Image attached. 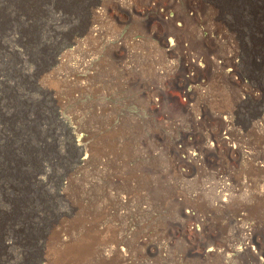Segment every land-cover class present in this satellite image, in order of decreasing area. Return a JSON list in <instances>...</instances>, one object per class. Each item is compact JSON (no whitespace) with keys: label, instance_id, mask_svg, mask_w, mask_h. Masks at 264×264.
I'll use <instances>...</instances> for the list:
<instances>
[{"label":"rangeland","instance_id":"1","mask_svg":"<svg viewBox=\"0 0 264 264\" xmlns=\"http://www.w3.org/2000/svg\"><path fill=\"white\" fill-rule=\"evenodd\" d=\"M187 1H180L178 9L188 11L197 3L198 6L195 5L200 8L197 12L202 13L200 16L220 33L219 42L217 39H194L191 45L193 53L205 54L208 51L207 54L212 53L211 57L218 58V61L234 59L237 78L241 76L243 79L237 84L225 77L223 70L218 69L217 72L212 68L216 71L209 70L210 74L207 73L203 79L206 86L209 85L207 89L211 90L210 93L205 88L196 91L193 103L189 102L192 106L188 103L185 110L181 107L185 105L180 92L183 88L191 92L194 89L182 82L181 60L168 59L157 37L151 33L156 20L144 11L147 0H0V264H72L73 261L75 264H102L97 245L94 244L92 252L88 253H93L90 257L88 254L82 256L84 260L74 250L92 239V234L93 239L98 235L99 239L110 242L123 238L118 231L120 221L109 210L114 203L111 188L130 190L137 199H146L148 210L143 215V225L150 231L166 220L181 217L177 220L180 222L184 218L185 209L183 214L177 211V205L172 200V192L177 187L194 193L203 183H208V186L215 184L217 172L226 167L238 181L250 177L257 183L264 178V172H257L258 168L252 163L241 161L235 164L227 158L222 160L224 162L211 158L199 165H181L180 173L172 167L171 161L177 156L176 148L172 144L167 152L166 146L173 139L180 138L186 129L191 130L193 114L199 111L200 105L206 104L210 113L218 112L219 107L220 111L233 107L231 111H234L240 127L245 126L259 111L264 112V0H193V4ZM195 23L194 19L190 22L192 32L196 31ZM89 26L101 30V36L96 38L85 33ZM159 27L166 31L172 25L160 22L157 27L160 30ZM78 40L82 45L69 54V62H56L66 49L75 48L73 42ZM118 40L123 42L125 49L116 46L120 42ZM82 58L85 62L88 60L87 67L92 69H86L88 85L78 88L82 80L74 76L73 64L77 65L76 62ZM168 60L175 62L174 67L168 69L169 74L155 75V68L167 65L164 62ZM148 86L157 87L165 95H162V104L152 111L148 108ZM245 87L247 90L251 88L253 95L238 100L244 95ZM202 91L203 94L205 91L208 93L206 97L201 94ZM72 94L76 95L75 99ZM199 97L207 98L206 103L198 104L201 102ZM60 112L65 116L83 112L82 124L85 129H90L89 141L94 144L96 153L98 149L109 147L108 153L112 157L104 168L97 154L88 166L79 168L78 158L81 156L58 119ZM210 121H204L205 127L209 128L214 123ZM182 122L187 124L186 129ZM160 123L166 127L164 137L154 130V125ZM161 138H165L164 142ZM247 139L248 151H255L256 147L264 148L258 144L260 140L257 138L250 136ZM147 145L155 149L154 157L145 153L149 149ZM178 155L181 159L186 153ZM116 177L121 180L120 183ZM248 195L253 197H246ZM195 196L185 201L203 213L208 209V196ZM246 196L242 201L249 202L254 215L262 208L264 211V199L254 198L253 192ZM96 222L105 225L101 233L91 232V226ZM127 222L123 219L121 225L125 226ZM217 231L214 229L208 234L210 240L220 239ZM59 236H67L69 240L63 243ZM8 238L10 245H5ZM182 241L185 240L171 244L167 258L146 254L144 263L174 264L182 246H186L187 242ZM70 245L74 246H71L73 250ZM63 248L65 250H61ZM137 251L145 253L143 247ZM61 252L63 256H60ZM71 252L78 258L74 254L72 257ZM192 257H188L189 264H216L214 260Z\"/></svg>","mask_w":264,"mask_h":264},{"label":"bare ground","instance_id":"2","mask_svg":"<svg viewBox=\"0 0 264 264\" xmlns=\"http://www.w3.org/2000/svg\"><path fill=\"white\" fill-rule=\"evenodd\" d=\"M180 1L182 2V0H147L146 6L144 7V9H145L144 11H146V14L151 16V18L154 19V21L156 20L157 23L155 22L153 24L151 33L157 37L158 42H160V44H161L164 52L166 53L168 59L175 58V61L181 60L182 67H183V70H182L183 73L181 74L182 82H184L185 84H190V86L194 89V91L191 92V90H187V89L183 88L182 92H180V94L184 98V105L185 106H181V105H183V103L180 105L183 109V107L184 108L187 107V105L190 101H191V103H193L192 102L194 100L193 96H194L196 91L197 92L201 91L204 88L206 90H208L207 88L209 85L206 86V80H203V79L206 78V74L208 73L209 70H212L211 72H213V71H216L214 69H217V72H218V69L219 70L221 69L224 71V72L223 71L222 72L225 73V77H227L228 79H230L231 81H233L237 84L241 83L240 81L243 79V77L240 76L239 77L240 79L237 78V64H236L234 59H231V58L225 59L224 58L223 60L218 61L217 60L218 58L216 59V58L211 57L212 53L210 55H208L207 54L208 51H207V53L205 52V54L193 53L191 45H192L194 39H196V40H209V41L217 39V41H218V38L220 39V37L218 36L219 30L212 27L213 25L210 24V22L208 23L207 22L208 20L206 21L204 17L200 16L201 12L200 13L197 12V9H200V8L197 7L198 6L197 3H195L197 6L195 4H193V0H189L192 2L193 7L190 9L188 6V8L190 9L188 11H186V9H184L185 11L179 10L180 8L178 9V6L180 5L179 4ZM192 4H191V6H192ZM188 5H190V4H188ZM194 7H196V8H194ZM208 8H210V7H208ZM189 12H191V13H189ZM262 15H263V13H262ZM193 19L196 20V22H197L195 24H197V26L198 25L199 26L197 27L195 25L196 31L193 30V32H192V29L190 27V22L193 21ZM160 22L162 23V25L165 23L169 24V26L172 25L171 28H173V29L171 30V28H169V27H167V28H169L170 30L168 29L166 31L164 30L165 28L163 30L160 27H159L160 30L157 29L158 23H160ZM154 27H156V28H154ZM87 32L89 35H91V36L94 35L96 38H97V36L100 37L102 34L101 30H99L98 28H95L94 26L90 27L88 29V31H86L85 33H87ZM103 34H105V33H103ZM89 35H87V36H89ZM118 41H120V40H118ZM74 42H73V44H75L74 45L75 48L73 47V49H68V50L66 49L64 51V53L61 54V56L56 59V62H60V63H63L64 61L69 62V58H70L69 54L74 52L75 49L78 50L79 47H81V45H82L79 40L77 42L76 41H74ZM122 43L123 42H121V41L117 42L116 46L120 49H125L122 47ZM232 47H234V46H232ZM157 50H158V48H157ZM203 50H205V49H203ZM233 50H235V49H233ZM164 52H163V54H164ZM163 57L164 56L162 55V58ZM87 61L85 62V58H82L78 62H76L77 65L73 64V67L76 71L74 73L75 74L74 76L79 81L82 80V81H80L81 87H78V88H82V87L84 88L85 84H86V86L88 85L87 84L88 83L87 77L85 78V74L88 73V70H86V69L89 68V67H87V65H89V64H86ZM164 63H167V65H163L161 67L157 66L155 68V73H156L155 75L165 76L166 74H169V73H167L168 69L174 67L173 65L175 62H173V60H168L167 62H164ZM110 64H111V62H110ZM212 68H214V69H212ZM126 69L129 70L128 68H126ZM130 69H132V68H130ZM133 72H135V71H133ZM176 73H177V71H176ZM90 74H92V73H90ZM208 74H210V73H208ZM164 84L166 85V83H164ZM211 84H213V83H211ZM243 85H244V83H243ZM160 89H162L161 86H160ZM147 90L149 93V94H147L148 95V101H149V107L148 108H150L152 111L154 109H157L162 104V95L163 94H162V91L159 90L157 87L148 86ZM166 90H168V89H166ZM235 90H237V89H235ZM210 91H209V93H210ZM71 93H68V94L71 95ZM253 93H254V91L251 88L247 90L245 87L244 95L239 96L238 100H243L246 95L250 96V95H253ZM201 94L206 97L207 96L206 94H208V93L205 91V94H203V91H202ZM65 95H67V94H65ZM75 96H76L75 94L74 95L72 94L71 97L74 98ZM163 96H165V95H163ZM78 97H79V95H78ZM212 97H213V95H212ZM65 98H64V100H65ZM206 99L200 98L201 102H199L198 104H205ZM195 101H197V100H195ZM191 103H189V104H191ZM137 105H139V104H137ZM177 106L179 107V105H177ZM190 106H192V104ZM211 106H213V104ZM195 107L197 108V106H195ZM200 107L201 108L199 109V111L197 110L198 112L197 111L194 112L193 117H192V121H191V118L189 119V121H191L193 123V125L191 123V126H192V128H190L191 130H187L185 127L187 124L185 125V123L182 122V124L184 123V127L186 130L184 132L182 131L183 134L181 135V137L175 138L169 143L167 142L168 143L166 146L167 152L169 151V148H171L172 144H173V147L176 148V152H175V154L177 153V156L175 157L176 159L174 157H173V159L171 158L173 169L177 170L180 173L181 172L180 171L181 165L182 166L183 165H186V166L199 165L200 163H203L207 159H208V161H210L211 158L212 159H218L221 162H224L222 160L227 158L226 160L235 161V164L237 162H241V161L252 163L253 165H255L258 168L257 172L260 170L262 172H264V148L261 147V149L260 148L257 149V147H256L253 149L255 151L251 150L252 152L248 151L246 149L248 147V146H246V144H249V141L247 138H250V136L255 137V139L257 138L258 141L260 140L258 144L260 146H264V112L259 111L256 115H254L255 116L254 118H252V119H250V121H248V123L245 126L241 125L242 127H240L238 125V121L236 120L237 117L235 118L234 111H231V109H233V107L232 108L230 107L231 108L230 110L229 109L228 110H222L221 109V111H220V107H219V109H217V111L218 110L219 111L216 113L208 112L206 110V104L200 105ZM210 107L208 106V108H210ZM174 108H175V106H174ZM196 108H195V110H196ZM211 108H213V107H211ZM260 108H262V107H260ZM150 109H149V112H150ZM185 110H186V108H185ZM193 110H194V108L192 109V111ZM211 110H213V109H211ZM82 113L83 112H79L78 114L72 113V114H69V116H65L64 113L60 112V113H58V119L62 123V126H64L68 136H70V139L72 140L73 145L77 149L78 154L81 156V157L79 156L80 158H78L79 168L83 169L86 166H88L90 164V162L92 161V159H94V155H96V154H97L96 155L97 159L99 158L98 160H99L101 167L104 168L106 166L108 160H110V157H112V155H109V153H108L109 147L107 146V149H104L105 147L101 150L98 149L99 151L97 150L98 153H96L94 146H93L94 144H92V142L89 141L90 129L86 128L87 130H89V131H87L82 124V121H83V116H82L83 114ZM173 114H172V116H173ZM246 115H247V113H246ZM206 119H210L211 120L210 122H212V123L214 122L213 124H211V126L209 128L205 127L206 122H204V121ZM129 121H131V120H129ZM169 122H170V119H169ZM171 124H174V123H171ZM172 126H171V128H172ZM168 128H170V127H168ZM165 129H166L165 125H163L161 123L154 125V130L156 133H158L157 135L163 136L164 134H166ZM171 131H173V130H170V132ZM167 135H168V133H167ZM165 137H167V136H165ZM164 140H165V138H161L162 142H164ZM257 140H255V141H257ZM115 141H116V139H115ZM66 143H67V141H66ZM164 145H166V144H164ZM185 146H187L188 149ZM254 146H256V145H254ZM147 147H149V146L147 145ZM152 147L150 146L149 149H147V151L143 150L150 157L155 156V153H154L155 149ZM109 151H111V150H109ZM166 151L165 152L162 151V152L167 154ZM112 152H114V151H112ZM181 152L186 153V155L180 159L179 157L181 155L179 156L178 154H180ZM173 156H175V155H173ZM156 157H159V156H156ZM171 159H169V160H171ZM256 167H255V169H256ZM98 168H100V166H98ZM173 171H172V173H173ZM230 173H231L230 171L229 172L227 171V167L223 168L222 170H220L216 174L217 182L215 184H217V185H215L213 182H212L213 183L212 185L210 184L211 186H208L207 185L208 183H206V184L203 183V184H201V186H199L197 188L195 187L197 190V191H194L195 194L191 193L193 191H191V190L189 191V189L177 187L176 190H174L172 192V200H174V202L177 205V209H178L177 211H181V213H182V212H184V209H185L184 218L180 222L177 220H179V218H181V217H179L178 219H175V217H174L173 219H170L168 221L166 220V222L162 223V225H160L156 229H151L150 231H147L143 225V223L145 221L143 215L148 210V204H147L146 199H144V198H141V199L138 198L137 199L135 197V194L133 193V191H130V190L124 191L122 189H119L118 187L117 188H111V193L114 197V203L109 206V210L113 211L115 213V215L117 216L118 220L120 221V226L118 227V231H120V235H121V237L123 236V238L119 239V240H113V241L111 240L112 242H110V241H107V239H105V238H104L105 240H102V238L99 239L98 235H97V237L95 236L96 238L94 237L95 239H93V234H92V239H90V240L88 239V241H86V242L84 241L85 242L84 244H82V245L80 244L81 246L75 247L74 251L76 253L80 254L81 257H80V255H79V257L81 259H83L82 256L84 254L91 253L93 250V246L95 244V245H97L96 248L98 247L97 249H99L98 251L100 252V261L102 262V264H143L144 262H146V260H145L146 254H151V255L156 254V256H158L160 258L161 257L167 258V256L170 253L171 244L174 243L175 241H180L181 239H184L187 243L185 241H182V242L183 243L185 242L186 244H184V245H186V246H182L181 254L175 258L174 264H189L188 263V257L189 256H193V257L196 256L197 258H200L202 260H208V261L214 260V262L216 264H264V211H263V208H262L261 212H259V209L256 208L259 213H256L254 215L252 213V210H251L252 207H250V205H248L249 202L247 203V202L242 201V198L243 197L245 198L246 194L249 192L250 193L253 192L255 195L254 198H256L258 200L264 199V178L257 181V183L255 182L254 179H253L254 181L249 179L250 177L248 179L246 178L247 180L241 179L242 181H238V179L235 180L234 179L235 177L233 178L232 174H230ZM116 178L119 180L118 177H116ZM239 178H241V177H239ZM118 180H116V181L118 182ZM120 181L121 180H119V183H120ZM196 194H198L197 197L200 196V198L208 196V198H207L209 201V204L207 203L208 209H206L205 211L203 210V213H201V210L199 211L197 209V207L195 208V206L191 205V203L189 204L185 201V200H189L191 197H194ZM249 196H252V195H248L246 197L249 198ZM252 197H251V199H252ZM196 198H194V199H196ZM246 200H247V198H246ZM259 206H262V205H259ZM182 214L180 216H183ZM223 214L226 216H224ZM123 219L128 220V222L125 226L121 225V222ZM104 227H105L104 224H100L99 222L98 223L96 222L93 224V226H91V232L93 230V232H95V233H101L103 231ZM214 229L219 231L220 239L215 238L216 240H210L209 239L210 237H208V234L210 232H214ZM88 233H90V232H88ZM13 236H11V237H13ZM99 237H101V234ZM59 238H60V236H59ZM18 239L20 240V238H18ZM60 239H61L60 241L63 243L67 242V240H69L67 236H61ZM7 240L8 241L5 242V245H10L9 238ZM19 240L15 241V242L17 243ZM13 241H14V239H13ZM72 243L70 242V244H72ZM81 243H83V242H81ZM66 244L67 243H65V246H66ZM76 244H77V242H76ZM65 246H63V247L65 248ZM71 246L74 247L73 245H70V248H72ZM142 247H143V250L145 252L143 254L141 252L137 251ZM64 248L61 250L66 249V248L65 249ZM71 250H73V248ZM71 250H69V251H71ZM64 252H66V251H64ZM62 254L64 255V253L61 252L60 256H63ZM68 254H70V253H68ZM71 254H72V257L75 255V253H73V252H71ZM92 254H90V255H92ZM90 255H89V257H90ZM68 256H71V255H68ZM68 256H66V257H68ZM75 256H77V258H78V255H75ZM67 261H68V259H67ZM76 261H78V260H76ZM82 262H80V263H82ZM154 262H156V260ZM157 262H159V261H157ZM148 263L149 262H147V264ZM72 264H75L74 261ZM144 264H146V263H144ZM150 264H154V263H150Z\"/></svg>","mask_w":264,"mask_h":264}]
</instances>
